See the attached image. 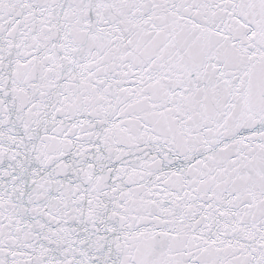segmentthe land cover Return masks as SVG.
<instances>
[{
	"label": "snow or ice",
	"instance_id": "snow-or-ice-1",
	"mask_svg": "<svg viewBox=\"0 0 264 264\" xmlns=\"http://www.w3.org/2000/svg\"><path fill=\"white\" fill-rule=\"evenodd\" d=\"M0 264H264V0H0Z\"/></svg>",
	"mask_w": 264,
	"mask_h": 264
}]
</instances>
